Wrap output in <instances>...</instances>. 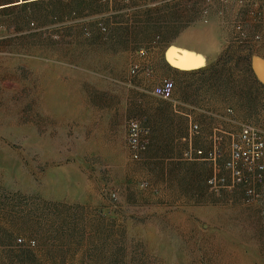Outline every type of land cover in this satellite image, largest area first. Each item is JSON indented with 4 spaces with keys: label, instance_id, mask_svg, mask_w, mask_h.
<instances>
[{
    "label": "rangeland",
    "instance_id": "rangeland-1",
    "mask_svg": "<svg viewBox=\"0 0 264 264\" xmlns=\"http://www.w3.org/2000/svg\"><path fill=\"white\" fill-rule=\"evenodd\" d=\"M191 1L181 10L162 0L130 20L99 0H0V264H264V181L238 163L247 182L220 192L207 183L231 181L243 126L264 140V93L249 69L246 97L230 108L236 121L199 113L192 144L215 159L184 155L174 89L169 101L131 87L148 68L140 46L147 56H205L176 44L190 27L199 37L179 42L205 47L208 32L223 30L227 56H264V0ZM130 121L151 123L152 152L176 158L146 160L149 138L133 160Z\"/></svg>",
    "mask_w": 264,
    "mask_h": 264
},
{
    "label": "crops",
    "instance_id": "crops-1",
    "mask_svg": "<svg viewBox=\"0 0 264 264\" xmlns=\"http://www.w3.org/2000/svg\"><path fill=\"white\" fill-rule=\"evenodd\" d=\"M174 1L179 3L178 7H180L181 10L197 5L195 3L193 4L191 0ZM160 3H162V0L159 1V4ZM106 4H108L109 9L114 10L115 13L126 12L127 16L130 15V20L131 18L135 17L134 15H131L132 13L145 12L146 14H150L157 11L156 8L147 7L145 0H110V2ZM175 8L176 7L174 6V9ZM158 10L160 12L162 11L161 8ZM130 20L129 22H131ZM116 24L119 23L116 22ZM195 32L196 31L193 29V27H190L186 31H179L176 35V44L182 46L184 45L185 47L192 50V52L201 51L203 54H205V56L151 55L141 57L137 56L136 51V59H138L139 65L150 68L152 70V77L150 78L144 72H141L137 75V80H135L131 85L132 88L138 89L140 91L144 88L149 89L150 94L153 95L152 89L157 83H159L161 79L170 78L173 80L175 91L173 105L176 107V110L173 109L172 111L177 113L181 118V123L175 122L173 126L176 128V137L180 139L182 138L185 141L183 147L184 153L187 152L192 146L196 147L194 149H197V146L192 144V137L195 136V132L192 131V127L198 126L196 122L198 121L200 111L205 112L212 120L225 121L227 125H231V122L236 121V117L234 116V118H232L231 116V109L235 108V103L240 102L239 98L246 97L247 69H249L253 75L254 89L257 90L261 96H263L264 93L263 67H260V76L256 75L251 68L252 57H258L264 61V56H227L228 51L226 50L225 43L227 42L226 40L228 31L226 34V32L223 30L219 33L211 32L212 34H209L208 32L205 38H208L210 42H208L209 44H207L205 47H201L202 45L199 46L198 44L201 42L194 41V39H191L190 44L179 42L177 39V36H179L181 39L184 36L185 38H188L189 36L191 38L199 37ZM186 33H188V35ZM162 44L163 42L160 41L158 44L159 48ZM145 46L147 45L140 46L139 48ZM179 53L180 52L178 51V54ZM171 60L175 61L176 67L174 66L171 68ZM201 81L207 83V86L205 87L209 91L205 95L206 99L200 102L199 96L195 90L198 88L199 82ZM169 101H171V99H169ZM200 105L210 107L201 109ZM159 127H162V124ZM180 127L181 131H179ZM147 128L149 129L150 144L146 153L144 154L145 159L149 162L159 161L167 163L169 161H173L176 158V154L174 153L167 151H161L158 153L152 152L154 147L155 127L150 123L148 124ZM222 128L224 130L223 132L227 133V127ZM207 148L208 147H206V149ZM180 151L181 150H179V152Z\"/></svg>",
    "mask_w": 264,
    "mask_h": 264
},
{
    "label": "built area",
    "instance_id": "built-area-1",
    "mask_svg": "<svg viewBox=\"0 0 264 264\" xmlns=\"http://www.w3.org/2000/svg\"><path fill=\"white\" fill-rule=\"evenodd\" d=\"M102 3H108L109 0H99ZM225 2L227 0H220ZM145 4L149 8H156L159 5L157 0H145ZM151 49H155V43L152 44ZM149 49L141 48L137 51L138 56L145 57L149 53ZM139 65H133L131 67L130 73L132 75L137 74L140 70ZM147 76L151 75L152 70L146 68L144 72ZM174 89V82L170 78H163L157 83L153 89L152 94L160 99L169 100L171 99ZM198 127L193 126L192 131L197 133ZM127 147L130 156L133 160L140 159L142 153L147 149L149 144V129L140 124L138 121H130L127 128ZM240 145L233 150L231 154V159L226 163L227 168L231 172V181H227L225 177L220 174H215L211 176L207 183L214 192H220L225 188H232L238 183H245L247 179L244 178L242 172L237 168V164H243L248 170L255 174L257 182L264 181V164H262L261 158L264 154V140L259 135V132L250 126H243L240 133L239 139ZM189 160H195L199 158L215 159L216 153L206 154L200 149H189L184 153ZM245 191L248 197L255 196L254 191L246 188ZM18 242L22 243L21 238H18ZM29 245H34V241H28Z\"/></svg>",
    "mask_w": 264,
    "mask_h": 264
},
{
    "label": "water",
    "instance_id": "water-1",
    "mask_svg": "<svg viewBox=\"0 0 264 264\" xmlns=\"http://www.w3.org/2000/svg\"><path fill=\"white\" fill-rule=\"evenodd\" d=\"M179 51L182 52L181 50H179ZM170 62L174 65L176 64L174 60H171ZM261 66L263 67V70H264V61L258 57H253L252 58V69H253L254 73L258 76H260V67Z\"/></svg>",
    "mask_w": 264,
    "mask_h": 264
}]
</instances>
